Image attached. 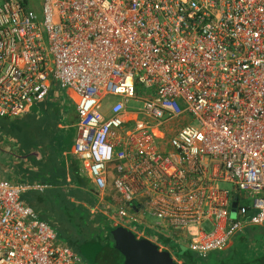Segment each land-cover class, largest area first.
I'll return each instance as SVG.
<instances>
[{
  "label": "built area",
  "instance_id": "built-area-1",
  "mask_svg": "<svg viewBox=\"0 0 264 264\" xmlns=\"http://www.w3.org/2000/svg\"><path fill=\"white\" fill-rule=\"evenodd\" d=\"M54 85L76 98L73 153L122 224L200 258L264 227V0H43L41 19L0 0V118ZM23 191L0 179V264H84Z\"/></svg>",
  "mask_w": 264,
  "mask_h": 264
},
{
  "label": "rangeland",
  "instance_id": "rangeland-1",
  "mask_svg": "<svg viewBox=\"0 0 264 264\" xmlns=\"http://www.w3.org/2000/svg\"><path fill=\"white\" fill-rule=\"evenodd\" d=\"M42 1L30 0V8L39 19L42 17ZM141 92L138 91L140 98L144 96ZM49 97L48 104H37L34 109L20 117L0 118V177L6 173L14 183L23 180L30 183L25 168L37 161L33 153L38 151L44 153L45 149L58 150L59 146L68 144L65 140L74 136L72 113L76 98L72 90L55 85ZM116 99L109 96L103 101L102 112L107 113L111 103ZM130 105L134 110H138L142 108L143 102L133 101ZM47 162L49 161H45ZM19 163L22 165L19 166ZM225 187L229 189L228 185ZM48 192L38 193L28 188L21 193L20 199L34 209L38 219L41 217L44 222L46 221L45 223L55 232L58 243L68 247L82 263L95 264L96 252L102 245V240H106L107 236L110 238L111 232L119 226L117 223L122 224V220L114 217L111 208L103 206L101 202L98 203V198L94 194L85 192L69 203L70 196L74 195L72 192L63 191L59 197H49ZM241 204L250 205V201L243 200ZM146 222L152 225L157 223L154 219H147ZM131 225L138 230L146 229L136 223ZM203 227L206 231L210 230L208 224ZM151 228L148 230L149 237L153 238L156 231L152 226ZM243 233L244 231H241L232 237L230 241L234 246H241L244 242L241 239ZM94 246H97L96 250Z\"/></svg>",
  "mask_w": 264,
  "mask_h": 264
},
{
  "label": "crops",
  "instance_id": "crops-1",
  "mask_svg": "<svg viewBox=\"0 0 264 264\" xmlns=\"http://www.w3.org/2000/svg\"><path fill=\"white\" fill-rule=\"evenodd\" d=\"M49 96L44 101L33 103L28 111H30V109H34L37 104H48L50 98ZM28 111L26 113H28ZM72 121L75 127V134L70 138L71 140L69 139L70 141L65 140V142H67L68 144L59 146L58 150L52 149L51 151H49L45 149L44 153L39 151L38 153H33V155L37 158V161L35 163L32 162V164L29 165L28 168H25V166L23 167L28 172V182L30 183H27V180H23L19 183H17V181L14 183L6 173L1 175L0 179L7 181L13 185L21 186L24 189H33L36 186H44L46 187L45 190L38 193H46L49 191V197H59L61 192L69 191V193L72 192L74 194L73 197L70 196L69 201L70 199L74 200V198L77 196H82V194L85 192L94 194L95 191L92 184L90 183L87 176L82 173L81 164L73 153V145L75 141L76 127L78 122L75 106L72 113ZM45 161L49 162L45 163ZM20 165L22 164L19 163V166Z\"/></svg>",
  "mask_w": 264,
  "mask_h": 264
},
{
  "label": "trees",
  "instance_id": "trees-1",
  "mask_svg": "<svg viewBox=\"0 0 264 264\" xmlns=\"http://www.w3.org/2000/svg\"><path fill=\"white\" fill-rule=\"evenodd\" d=\"M71 201L70 199L69 202L71 203ZM24 205L28 206L25 203ZM39 219L44 221L41 217ZM117 225L132 231L137 236L147 238L150 242L162 249L167 248L172 261L176 264H252L254 262L264 261V227L245 228L243 230V237L241 238L244 242L241 243V246H234L231 243L227 248L212 252L205 258H200L197 254L181 244L178 237H169L154 233L153 238H150V230L148 231V229L138 230L131 223H117ZM109 234L110 232H108ZM109 239L107 236L106 240H102V245H100L99 249L107 245L109 246Z\"/></svg>",
  "mask_w": 264,
  "mask_h": 264
},
{
  "label": "water",
  "instance_id": "water-1",
  "mask_svg": "<svg viewBox=\"0 0 264 264\" xmlns=\"http://www.w3.org/2000/svg\"><path fill=\"white\" fill-rule=\"evenodd\" d=\"M235 207L236 204L233 203L231 218L235 217ZM109 240V246H104L96 252L95 264H176L167 248L162 249L122 226L111 232ZM94 249L97 247L94 246ZM252 264H264V261Z\"/></svg>",
  "mask_w": 264,
  "mask_h": 264
}]
</instances>
